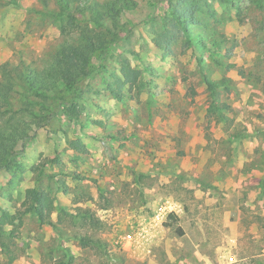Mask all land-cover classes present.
I'll list each match as a JSON object with an SVG mask.
<instances>
[{"label": "rangeland", "instance_id": "rangeland-1", "mask_svg": "<svg viewBox=\"0 0 264 264\" xmlns=\"http://www.w3.org/2000/svg\"><path fill=\"white\" fill-rule=\"evenodd\" d=\"M14 1L0 65L42 67L67 17ZM98 1L119 34L79 82L78 119L54 91L0 171V264H264V0Z\"/></svg>", "mask_w": 264, "mask_h": 264}, {"label": "trees", "instance_id": "trees-1", "mask_svg": "<svg viewBox=\"0 0 264 264\" xmlns=\"http://www.w3.org/2000/svg\"><path fill=\"white\" fill-rule=\"evenodd\" d=\"M113 2L125 7L131 5L130 0ZM16 4L14 0L0 2L2 6ZM58 4L59 15L67 17V24L62 26L63 38L51 58L42 67L31 65L27 59L15 65L8 61L0 65V171L8 166L14 154L13 144L28 137L30 120L27 117L40 119L44 123L53 117L49 100L54 91L63 92L59 105L64 113L70 119H78L81 110L77 98L84 91L79 82L93 72L92 61L96 54L110 50V43L119 34L118 22L107 20L108 16L103 12L105 5L98 0H58ZM172 11L184 32L189 34L191 18L184 16L181 9L174 8ZM111 20L115 21L114 16H111ZM210 85L213 89L212 83ZM14 92L19 94L20 108H14ZM72 146L80 151L86 150L78 139L72 141ZM27 210L37 214L42 224L52 223L47 211L36 201ZM0 229H3L2 220ZM180 233L183 231L180 230ZM1 246L4 248L6 244Z\"/></svg>", "mask_w": 264, "mask_h": 264}]
</instances>
